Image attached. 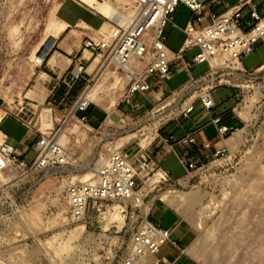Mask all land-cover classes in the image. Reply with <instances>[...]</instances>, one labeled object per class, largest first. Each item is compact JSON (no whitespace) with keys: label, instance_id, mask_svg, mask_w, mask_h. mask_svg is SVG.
Returning <instances> with one entry per match:
<instances>
[{"label":"rangeland","instance_id":"rangeland-1","mask_svg":"<svg viewBox=\"0 0 264 264\" xmlns=\"http://www.w3.org/2000/svg\"><path fill=\"white\" fill-rule=\"evenodd\" d=\"M80 2L0 0V115L19 114L38 133L51 132L61 139L71 153L70 162L63 166L34 168L28 173L19 169L1 171L0 264H119L127 251L137 213L133 214L129 203L106 200L92 204L84 220L74 221L68 213L65 189L71 181H83L88 170L83 167L96 169L100 155H106L111 148L123 147L127 151L136 146H149L155 149L161 130L181 114L179 106L188 97L187 88L178 96L166 94L150 108L131 113L128 123L122 124L115 112L123 101L122 83L114 95V104H98L99 108L113 112L112 117L99 126L90 121L82 123L79 118L83 111H76L82 94L106 78L113 81V72H117L114 66L102 65L99 58L95 61L92 57L85 62L84 75L71 86V94L60 103L46 99L49 93V97L52 95L53 82L49 83L50 78L41 74V69L51 52L53 37L59 36H52L54 33L46 27L48 22L52 18L74 19L87 12L94 16L91 20L99 31L108 29L99 13ZM177 10V21L184 24L190 12L183 5ZM73 28L93 31L75 23ZM167 29L170 31L168 44L176 50L184 37L176 27L169 25ZM261 43L243 57L247 67L264 60ZM196 52L197 49L191 50L188 55L192 57ZM76 63L77 54L71 67L73 73ZM201 69L198 67L196 73ZM239 82L245 87L238 101L240 107L250 105V99L257 97L250 107V119L242 117L246 122L235 148L225 158L194 171L186 182H159V176L155 175L141 185L148 193L146 202L161 198L168 190L184 194L198 190L204 195L192 212L177 209L197 228L196 239L202 246L197 257L200 264H264V68L249 73L248 77L242 76ZM44 109L50 110L54 127L43 126ZM158 109L161 111L157 112ZM153 112L162 113L149 120ZM77 125L81 133L72 130ZM2 129L17 138L10 116ZM129 134L122 141L125 144L119 146V139ZM147 136L152 138L144 144ZM207 205L210 211L199 227L198 210ZM118 212L120 215L116 216ZM78 224H85L87 232L72 237L71 232Z\"/></svg>","mask_w":264,"mask_h":264},{"label":"built area","instance_id":"built-area-1","mask_svg":"<svg viewBox=\"0 0 264 264\" xmlns=\"http://www.w3.org/2000/svg\"><path fill=\"white\" fill-rule=\"evenodd\" d=\"M98 1L109 2L106 4V11L91 7L95 13L101 15L108 29L105 32L93 30L95 36L87 34L83 39L77 53L73 79L84 75L85 62L92 57L99 58L102 65L114 66L124 83L122 100L130 105V110L119 118L122 124L128 123V118H131V113H134L137 107L131 101L133 95H147L156 87H164L166 80L171 78L177 69L191 72L195 64H208L205 72L199 76H191L188 85L183 88L188 89L185 92L188 97L180 104L179 109L181 114H189L194 110L196 99H199L204 109L209 112L215 104L211 92L219 85L226 84L237 89L240 101L245 91L244 85L239 82L242 76L248 77L249 73L264 68L263 65L248 70L242 62L244 56L254 51L257 43H264V10L256 0H237L227 4L222 10L214 7L218 0ZM261 1L264 3V0ZM180 4L186 5L192 15L182 28L186 35L183 45L175 52L168 46L167 27L177 26L175 13ZM206 19L208 21L203 23ZM195 48L198 52L191 59H185V53ZM85 92L77 102L76 111H86L94 103L83 99ZM181 92L182 89L173 90L168 95L178 96ZM242 108L238 102L237 110ZM159 111L161 109L157 110ZM157 112H153L154 115L149 120L162 113L156 114ZM15 116L22 120L19 114ZM79 120L85 124L89 123L87 115H81ZM213 121L218 123L220 117H215ZM229 130L225 125L219 127L220 135H225ZM237 130L232 129L231 134H235ZM3 134V140L0 139L1 171H12L11 167H14L15 170L28 173L34 168L57 167L70 162L71 153L51 132L38 133L36 154L31 162L10 146L7 135ZM163 140L172 142L173 146L196 142V137L194 134H188L176 139L173 135H167ZM228 153V148L222 147L216 151L212 161L225 158ZM105 156L104 161L96 168L92 180L71 181L67 185L65 200L69 216L74 221L84 220L90 206L99 201L129 203L133 214L137 213V218L126 247L127 251L119 264H162L156 254L166 242L171 241V229L153 222V201L146 202L148 193L141 185L155 175L159 176V182L172 181L169 171L155 162L149 146H141L132 151L114 147ZM181 162L186 164L190 171H199L206 165L186 159H181ZM169 264L182 263L175 259Z\"/></svg>","mask_w":264,"mask_h":264},{"label":"crops","instance_id":"crops-1","mask_svg":"<svg viewBox=\"0 0 264 264\" xmlns=\"http://www.w3.org/2000/svg\"><path fill=\"white\" fill-rule=\"evenodd\" d=\"M203 1L209 2L210 0ZM236 1L237 0H218V2L214 4V7L217 10H222L227 4L229 5ZM256 2L259 3L264 10V3H262L261 0H256ZM180 5H183L190 14L184 24H179L177 21L178 10H176V28L184 38L182 44L176 50L171 48L168 44L170 50L175 52L179 51L183 45L186 35L182 28L187 24V21L192 15L191 10L186 5ZM93 17V15L84 12V14L78 15L74 19H61L67 22L66 30L64 29L61 31L59 36L53 37L54 40L51 52L44 63L43 69H41V74H45L50 78L47 79L49 80V83L53 82L50 89L52 95L49 97V93L45 97L46 99L49 98L60 103L67 97L69 92L70 94L72 93L71 86L74 84L75 80L73 79V71H71V67L75 64V55L78 53L83 39L87 36L86 33L94 34L93 31L87 32L84 30H79L80 33L74 32L73 23H75L76 26L83 27L80 25V22H85L90 26L87 29L92 28L93 30L98 31L99 28L94 25L91 20ZM207 19L203 23H206L208 21ZM167 31L169 41L170 31L168 29ZM261 44L264 45L263 42ZM188 52L184 55L185 59H191L194 56L190 57ZM242 62L248 70H254L264 65V60L257 62L251 67H247L244 60H242ZM198 67H202V69L199 73H196ZM207 68L208 64L204 62L195 64L191 72L184 69H177L174 71L172 77L166 80L164 87H156L147 95L136 93L131 99V101L137 105L134 112L140 113L145 109L150 108L152 104L163 98L166 94L171 93V91L185 88L188 85L191 76H199L205 72ZM69 72H71L72 75H69ZM172 81H175L174 85L171 84ZM237 92V89L229 85H219L211 92L215 104L209 112L204 109L201 101L196 99L194 110L191 113L180 114L165 124V127L161 130V139L159 140L157 147L152 150L150 149V151L152 152L155 162L163 169L169 171L172 181L177 183L186 182L194 172L190 171L187 165L181 162V159L195 161L198 164H207L214 159L215 153L218 149L227 147L228 150L231 151L232 148H235V145L230 140L234 135L231 134V130H240L245 125L244 119L237 110ZM98 106V104H92L86 111L82 112V115H87L89 121L96 126L101 125L103 121L111 118L113 114V112L106 111ZM129 110L130 105L127 102L122 101V104L119 105V109H116L115 112L120 118ZM8 116L11 117L12 122L16 127L18 134L16 139L12 138L9 133L2 129V124ZM215 117H220L218 123L213 121ZM221 125L230 128L225 135H220L219 133V127ZM0 130L7 135L8 144L21 152L23 157H26L28 160L34 158L36 154L37 130L29 127L22 120L12 114L2 115L0 120ZM188 134H194L196 142L189 144H173L172 146V142L167 143L163 140L167 135H173L176 139H180ZM204 145L208 146L205 147ZM137 148L138 146L132 149L130 148L129 150L132 151ZM151 219L157 225L171 229V241L166 242L156 254V258L160 259L162 264H169L175 259H178L182 264H200L197 259L199 252L197 253L195 248V243L197 242V228L190 220L184 217L179 210L161 198L154 200L152 203Z\"/></svg>","mask_w":264,"mask_h":264},{"label":"bare ground","instance_id":"bare-ground-1","mask_svg":"<svg viewBox=\"0 0 264 264\" xmlns=\"http://www.w3.org/2000/svg\"><path fill=\"white\" fill-rule=\"evenodd\" d=\"M82 2H84L85 4L89 5L90 7H94V8H98L100 10L106 11L107 7L106 4H108V1H105V3H102L98 0H81ZM107 2V3H106ZM52 14V13H51ZM51 16V15H50ZM123 16V15H122ZM107 25V23H105ZM80 25H82L83 27L89 28L90 26L85 23V22H80ZM67 26V22L61 20V19H54L52 18L49 22L48 25L46 26L47 29L50 32H53V35H59L61 33V31H63ZM66 30V29H65ZM73 31H77L79 32V30L75 29ZM47 32V30H46ZM50 34V33H49ZM46 38V37H45ZM39 60L42 61V57H39ZM97 59H95L96 61ZM114 75V80L113 81H109L106 78V81H102L101 83H99L97 85L96 88H89L87 92H85L83 99L85 100H89L92 102H95L97 104H108L111 103L114 104L116 102V96L115 93H117L118 91V87H121L122 83H123V79L117 74V72H113ZM257 95L252 97L250 99L251 104L244 106L242 109H244L243 111H239L240 115L245 118V119H250L251 114H250V107L252 106V104L254 103V100L256 99ZM120 99V98H119ZM2 118V115H0V120ZM43 126L44 127H54V121L52 119L51 116V112L49 109H44L43 111ZM71 129V128H69ZM72 130L78 133H81V129L80 126L77 125L76 127L72 128ZM72 131V132H73ZM241 129L238 131L230 138V140L233 142V144L237 143L240 138H241ZM129 135L123 136L122 138L119 139L118 141V145L122 146L125 143H123L122 141L126 138H128ZM65 136V134L62 135V137ZM4 138V134L2 133V131L0 130V139L1 141ZM150 138H152L151 136H147V138L143 139L144 144H146ZM60 142L62 144H64L61 139H59ZM146 141V143H145ZM65 145V144H64ZM105 155L101 154L99 157L98 162L96 163V168L102 163V161H104L105 159ZM83 168L88 169L87 173H85L83 175L82 180L83 181H88V180H92L94 177V172L96 171L95 168L87 166H84ZM12 171H14V167H11ZM79 169V168H78ZM1 173V170H0ZM157 179V178H156ZM203 194H201L198 190H191L188 193H182V192H178V191H172V190H168L167 192H164L161 196V199L165 200L168 204L172 205L173 207H175L176 209H180V210H184V211H191L193 210V208L195 207L196 204L200 203V201H202L203 198ZM121 207V206H120ZM209 205L207 206H202L199 210H198V214H199V227H202L203 225V221L206 218V216L208 215V211H210V209H208ZM115 210H118V206L115 207ZM181 212V211H180ZM120 215L119 212L116 214V216ZM86 228H85V224H78L76 225V227L72 230L71 232V236L72 237H76L79 235H83L85 234ZM101 234V233H100ZM99 234V235H100ZM98 235V237H100ZM90 236H94L92 234H90ZM195 248L200 252L202 246L199 242L195 243Z\"/></svg>","mask_w":264,"mask_h":264},{"label":"trees","instance_id":"trees-1","mask_svg":"<svg viewBox=\"0 0 264 264\" xmlns=\"http://www.w3.org/2000/svg\"><path fill=\"white\" fill-rule=\"evenodd\" d=\"M72 92H73V89H72Z\"/></svg>","mask_w":264,"mask_h":264}]
</instances>
